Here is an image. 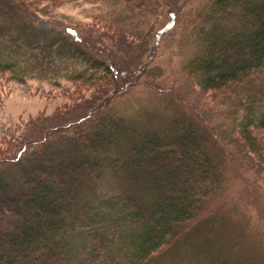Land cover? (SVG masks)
<instances>
[{
    "label": "trees",
    "instance_id": "trees-1",
    "mask_svg": "<svg viewBox=\"0 0 264 264\" xmlns=\"http://www.w3.org/2000/svg\"><path fill=\"white\" fill-rule=\"evenodd\" d=\"M14 1L19 12L26 2L57 0ZM193 21L195 48L183 71L201 94L264 76V0H208ZM7 73L14 79V65L0 63V76ZM65 80L99 93L113 71L94 61ZM105 104L0 154V264H74L78 237L90 260L149 264L219 188L222 177L192 122L177 118L145 132ZM260 130L264 77L233 125L245 152L263 162ZM103 177L112 182L109 197L100 192Z\"/></svg>",
    "mask_w": 264,
    "mask_h": 264
},
{
    "label": "rangeland",
    "instance_id": "rangeland-1",
    "mask_svg": "<svg viewBox=\"0 0 264 264\" xmlns=\"http://www.w3.org/2000/svg\"><path fill=\"white\" fill-rule=\"evenodd\" d=\"M13 1L0 0V63L15 69L14 79L0 76V154L101 109L108 91L105 105L139 130L192 122L222 181L149 264H264V161L233 133L240 105L260 91L264 76L213 97L183 71L195 48L194 15L208 0H57L26 2L19 12ZM94 61L113 71L102 91L66 82ZM258 135L264 143V130ZM108 179L100 182L105 197L113 193ZM83 246L78 237L74 264H103Z\"/></svg>",
    "mask_w": 264,
    "mask_h": 264
}]
</instances>
